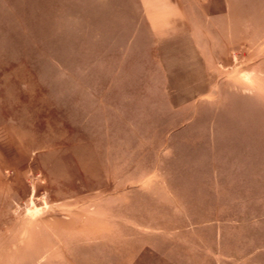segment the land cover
<instances>
[{
    "label": "rangeland",
    "instance_id": "obj_1",
    "mask_svg": "<svg viewBox=\"0 0 264 264\" xmlns=\"http://www.w3.org/2000/svg\"><path fill=\"white\" fill-rule=\"evenodd\" d=\"M0 264H264V0H0Z\"/></svg>",
    "mask_w": 264,
    "mask_h": 264
}]
</instances>
